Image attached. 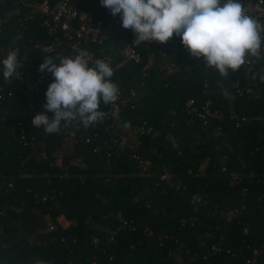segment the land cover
Here are the masks:
<instances>
[{
  "label": "trees",
  "instance_id": "1",
  "mask_svg": "<svg viewBox=\"0 0 264 264\" xmlns=\"http://www.w3.org/2000/svg\"><path fill=\"white\" fill-rule=\"evenodd\" d=\"M99 1L78 6L106 22L112 14ZM18 8L0 0V61L3 47L28 55L24 80L5 81L0 63V85L12 92L0 102V264H264V97L237 92L245 66L225 79L175 35L142 43V60L111 78L126 104H101L107 116L87 129L74 122L47 134L32 120L46 112L54 77L46 88L28 83L41 73L36 44L49 34L37 17L22 24ZM114 18L110 38L94 47L121 58L136 37ZM61 37L52 57L73 54ZM207 101L217 114L204 124L191 109ZM144 123L151 130L141 134ZM67 130L77 138L69 148ZM129 130L134 138L120 146Z\"/></svg>",
  "mask_w": 264,
  "mask_h": 264
},
{
  "label": "clouds",
  "instance_id": "2",
  "mask_svg": "<svg viewBox=\"0 0 264 264\" xmlns=\"http://www.w3.org/2000/svg\"><path fill=\"white\" fill-rule=\"evenodd\" d=\"M100 4L113 16L120 15L122 27L134 32L135 45L163 44L175 35L191 56L203 58L205 69H213L225 79L252 63L249 58H264V23L246 14L241 0H100ZM20 38H13L12 43ZM89 61V53L79 48L71 55L43 59L39 71L47 70L54 77L43 107L54 115H35L33 127L56 134L62 125L75 122L87 129L105 119L107 113L100 110L101 104L118 100L119 85L111 79L114 70L109 63L98 59L90 65ZM0 63L5 81L20 76L22 65L15 50ZM261 80L264 82V77ZM130 126V121L123 124L125 129ZM169 140L173 147L179 146L174 137L169 136ZM35 264L48 262L38 259Z\"/></svg>",
  "mask_w": 264,
  "mask_h": 264
},
{
  "label": "built area",
  "instance_id": "3",
  "mask_svg": "<svg viewBox=\"0 0 264 264\" xmlns=\"http://www.w3.org/2000/svg\"><path fill=\"white\" fill-rule=\"evenodd\" d=\"M22 8L16 10V14H21L25 11V17L20 18V22L23 24L24 20L39 18L41 25L47 30L49 34V39L45 42H38L36 44L42 52V59L54 53L58 46L63 43L62 37L71 47L84 49L89 53L90 65L94 63L95 60H104L109 63V65L115 70L124 63L133 60L135 62H140L142 60L141 53L138 49L139 46L134 43H128L121 50V58L107 53L104 50H97L94 44H103L110 38L109 31L111 28L118 24L119 20L115 19L112 15L111 18L107 19L105 22L102 18H93L86 9L79 8L78 2L81 0H18ZM244 10L247 15L256 18L257 20L264 23V0H241ZM100 4V1H99ZM101 5V4H100ZM5 15L0 16V27L3 26ZM134 42V41H133ZM181 49L184 50L189 57L197 64H204L203 58L197 59L191 56L188 50L180 42ZM3 50L7 54L9 51L15 50L18 54V59L22 65L19 69L20 76L14 75L12 78H17L24 80L26 76L25 64L28 58L27 51L21 53L18 46H8L3 47ZM264 53V48L261 49ZM253 62L244 65L247 74L244 78L236 80L234 86L237 92L242 95L243 93L254 96L256 98L264 97V82H262L261 77H264V58L259 60L255 58H249ZM146 68V67H145ZM51 73L45 70V72L40 73L38 78L34 82L28 83V88L34 90L38 85H43L47 87V83L50 79ZM131 93L134 94V89H131ZM11 95L12 92L4 91V87L0 85V102L4 100L7 95ZM127 98L122 96V91L119 93L118 100L112 104V109H118L121 104L127 103ZM190 105L193 104V100H190ZM193 110L197 115L203 120L204 124H207L213 115L217 114V110H212L210 101L206 102L202 106V110L198 111L195 107ZM39 113H36L37 115ZM34 115V116H35ZM34 118V117H33ZM138 131L142 134L151 130V127L146 128L145 123L138 126ZM66 142L77 141L76 134L72 130H67ZM126 142L125 136L119 142L120 146H123ZM167 177L165 173L162 178ZM54 226H50L53 229ZM214 249H217L215 246Z\"/></svg>",
  "mask_w": 264,
  "mask_h": 264
},
{
  "label": "rangeland",
  "instance_id": "4",
  "mask_svg": "<svg viewBox=\"0 0 264 264\" xmlns=\"http://www.w3.org/2000/svg\"><path fill=\"white\" fill-rule=\"evenodd\" d=\"M136 133L133 131V130H129L128 132H126V135H125V140L126 141H131L133 138H134V135H135ZM71 146V142H67V145H66V147L67 148H69ZM63 223L65 224V225H67L68 224V222L67 221H63Z\"/></svg>",
  "mask_w": 264,
  "mask_h": 264
}]
</instances>
